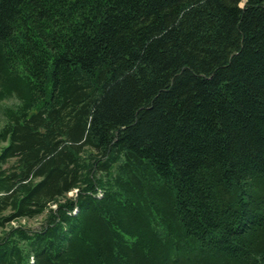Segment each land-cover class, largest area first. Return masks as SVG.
I'll use <instances>...</instances> for the list:
<instances>
[{"label": "trees", "instance_id": "obj_1", "mask_svg": "<svg viewBox=\"0 0 264 264\" xmlns=\"http://www.w3.org/2000/svg\"><path fill=\"white\" fill-rule=\"evenodd\" d=\"M8 99L0 264H264V0H0Z\"/></svg>", "mask_w": 264, "mask_h": 264}, {"label": "rangeland", "instance_id": "obj_2", "mask_svg": "<svg viewBox=\"0 0 264 264\" xmlns=\"http://www.w3.org/2000/svg\"><path fill=\"white\" fill-rule=\"evenodd\" d=\"M16 103H17V101L15 99H8V100L3 101L0 104V128L3 125V123L5 122V117L3 114V108L6 106H13ZM72 193H74V191L71 192L70 194H72ZM42 222H43V216H38L35 218H30V219H27V218L24 219L23 218L20 220H15V221L11 222L10 225H17L20 223V224H23V225L31 228V229H40L42 226ZM8 227H9V225H7V227H5V229H7ZM3 229H0V235L2 234Z\"/></svg>", "mask_w": 264, "mask_h": 264}, {"label": "bare ground", "instance_id": "obj_3", "mask_svg": "<svg viewBox=\"0 0 264 264\" xmlns=\"http://www.w3.org/2000/svg\"><path fill=\"white\" fill-rule=\"evenodd\" d=\"M10 226V225H9ZM3 233V232H2Z\"/></svg>", "mask_w": 264, "mask_h": 264}]
</instances>
